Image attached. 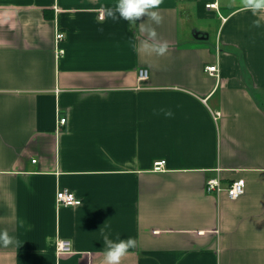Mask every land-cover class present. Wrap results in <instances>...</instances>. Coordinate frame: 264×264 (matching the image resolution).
Listing matches in <instances>:
<instances>
[{"label":"crops","instance_id":"crops-1","mask_svg":"<svg viewBox=\"0 0 264 264\" xmlns=\"http://www.w3.org/2000/svg\"><path fill=\"white\" fill-rule=\"evenodd\" d=\"M115 5L0 0V264H103L105 232L136 240L121 264H264V20L240 0H160L159 24ZM217 172L245 194H207Z\"/></svg>","mask_w":264,"mask_h":264},{"label":"clouds","instance_id":"clouds-1","mask_svg":"<svg viewBox=\"0 0 264 264\" xmlns=\"http://www.w3.org/2000/svg\"><path fill=\"white\" fill-rule=\"evenodd\" d=\"M159 3L160 0H116L115 8H108L107 15L114 20L122 18L130 23H135L137 19L147 15L156 24H159L162 17L158 10H154L157 9ZM240 3V11H251L254 16H257L254 23L260 26L261 21L264 20V0H240ZM139 25V31L146 32L149 38L154 39L157 36L155 28L145 27V22ZM143 46L146 51L155 52L158 55H163L168 47L166 42L155 44L149 43V40H145ZM0 241L4 244L12 242L7 231L0 234ZM103 241L105 245L103 264H121V260L128 250L136 245V240L133 237L121 239L117 236L113 239L107 232L103 234Z\"/></svg>","mask_w":264,"mask_h":264},{"label":"built area","instance_id":"built-area-1","mask_svg":"<svg viewBox=\"0 0 264 264\" xmlns=\"http://www.w3.org/2000/svg\"><path fill=\"white\" fill-rule=\"evenodd\" d=\"M216 4L208 5V8H215ZM65 39V35L62 32H57L56 34V45H57V54L58 56H63L65 54V51L63 48H61L60 44ZM206 71L209 73L210 76L219 77L220 69L219 64H215L213 66L206 67ZM148 78V72L147 71H141L140 72V79L146 80ZM67 120L65 118L61 119V124H66ZM166 162H156L154 165L155 171H162L165 169ZM221 172V171H220ZM219 172V173H220ZM218 173V172H217ZM218 175L216 177L209 178L206 181L205 184V190L207 194L212 196H222V194H226L227 198L235 201L242 197L245 194L246 190V182L243 179L235 180L233 183H231L228 187L223 186L222 184V178L221 175ZM56 201L59 205L65 206V207H75L80 206L82 204V201L77 198L76 194L72 192L69 189H60L57 192ZM72 243L67 240L59 239L57 242V251L58 254L64 255L69 252H72Z\"/></svg>","mask_w":264,"mask_h":264},{"label":"trees","instance_id":"trees-1","mask_svg":"<svg viewBox=\"0 0 264 264\" xmlns=\"http://www.w3.org/2000/svg\"><path fill=\"white\" fill-rule=\"evenodd\" d=\"M64 34V33H63ZM65 35V34H64ZM55 39H56V37H55ZM66 39V38H65ZM65 39L63 40V42H61V44H60V46H61V48H63L62 47V44L65 42ZM55 45H56V40H55ZM56 48H57V45H56ZM64 49V48H63ZM65 51V50H64ZM56 52H57V49H56ZM66 53V52H65ZM65 55V54H64ZM63 55V56H64ZM63 56H59V57H63ZM63 119V118H62ZM66 119V118H65ZM67 120V119H66ZM60 124H61V120H60ZM56 196H57V194H56ZM77 196V195H76ZM57 199V198H56Z\"/></svg>","mask_w":264,"mask_h":264},{"label":"water","instance_id":"water-1","mask_svg":"<svg viewBox=\"0 0 264 264\" xmlns=\"http://www.w3.org/2000/svg\"><path fill=\"white\" fill-rule=\"evenodd\" d=\"M202 35V36H200ZM197 38H201V39H208V36L206 34H199V33H196L195 35Z\"/></svg>","mask_w":264,"mask_h":264}]
</instances>
